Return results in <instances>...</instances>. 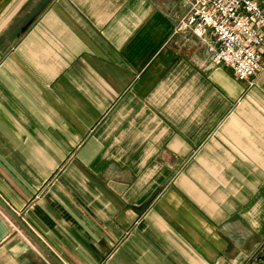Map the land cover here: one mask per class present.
Returning a JSON list of instances; mask_svg holds the SVG:
<instances>
[{"label":"crops","instance_id":"1","mask_svg":"<svg viewBox=\"0 0 264 264\" xmlns=\"http://www.w3.org/2000/svg\"><path fill=\"white\" fill-rule=\"evenodd\" d=\"M188 11L0 0V196L65 264H264V57ZM0 264H56L1 206Z\"/></svg>","mask_w":264,"mask_h":264},{"label":"built area","instance_id":"2","mask_svg":"<svg viewBox=\"0 0 264 264\" xmlns=\"http://www.w3.org/2000/svg\"><path fill=\"white\" fill-rule=\"evenodd\" d=\"M189 11L180 30L199 37L210 32L209 48L216 63L231 67L238 79L246 80L263 67L264 7L258 0H186Z\"/></svg>","mask_w":264,"mask_h":264},{"label":"water","instance_id":"3","mask_svg":"<svg viewBox=\"0 0 264 264\" xmlns=\"http://www.w3.org/2000/svg\"><path fill=\"white\" fill-rule=\"evenodd\" d=\"M0 206L17 222V224L32 237L46 254L56 263L65 264L44 242L43 240L24 222L22 217L11 208L8 203L0 196Z\"/></svg>","mask_w":264,"mask_h":264}]
</instances>
